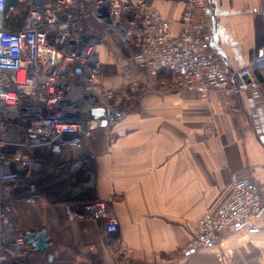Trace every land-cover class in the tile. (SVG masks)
Listing matches in <instances>:
<instances>
[{
    "label": "built area",
    "instance_id": "2783aa9c",
    "mask_svg": "<svg viewBox=\"0 0 264 264\" xmlns=\"http://www.w3.org/2000/svg\"><path fill=\"white\" fill-rule=\"evenodd\" d=\"M14 1L0 0V264H28L34 252L14 220L17 202L61 205L68 220L97 223L104 239L118 230L111 208L89 191L92 156L55 161L58 151L79 150L95 129L121 121L148 92L135 82L122 91L104 87L99 55L111 34L140 74L171 75L164 88L242 93L252 132L264 136V97L251 68L231 77L206 29L211 0H171L183 2L177 34L149 0ZM20 5L21 25L5 28ZM94 109L102 118L90 115ZM229 181L225 203L195 223L189 250L214 248L232 226L260 231L259 187L238 173Z\"/></svg>",
    "mask_w": 264,
    "mask_h": 264
},
{
    "label": "crops",
    "instance_id": "0c3cea01",
    "mask_svg": "<svg viewBox=\"0 0 264 264\" xmlns=\"http://www.w3.org/2000/svg\"><path fill=\"white\" fill-rule=\"evenodd\" d=\"M206 29L230 76L261 64L264 97V0H211ZM177 34L183 2L149 0ZM124 52V53H123ZM130 50L111 34L102 45L104 87L122 91L130 83L148 89L125 117L97 128L79 150H61L56 162L89 153L95 198L107 203L118 230L104 239L97 223L66 218L61 205L17 202L13 217L26 231L44 230L46 252L28 264H264V136L251 129L244 95L221 91H171V75L140 74ZM254 74V73H253ZM264 106V104H263ZM248 176L261 194L260 231L230 227L209 250H189L195 223L228 199L230 175Z\"/></svg>",
    "mask_w": 264,
    "mask_h": 264
},
{
    "label": "water",
    "instance_id": "95a60500",
    "mask_svg": "<svg viewBox=\"0 0 264 264\" xmlns=\"http://www.w3.org/2000/svg\"><path fill=\"white\" fill-rule=\"evenodd\" d=\"M90 115L92 117H95L96 115L99 116V118H102L103 116V110L97 109L95 111L91 110ZM101 127H104V122H101ZM48 237H46L45 231L44 230H39V231H27L24 233V241L25 243L29 244L35 253H45L46 252V247L48 245Z\"/></svg>",
    "mask_w": 264,
    "mask_h": 264
},
{
    "label": "rangeland",
    "instance_id": "374dc122",
    "mask_svg": "<svg viewBox=\"0 0 264 264\" xmlns=\"http://www.w3.org/2000/svg\"><path fill=\"white\" fill-rule=\"evenodd\" d=\"M13 14H14V18L13 19H17L18 17H23L24 18V16H25V14H26V6L25 5H20V6H17L16 8H15V11L12 13V17H13ZM5 28H7V27H5ZM8 29V28H7ZM11 30V29H10ZM124 53V52H123ZM253 76H254V78H255V80L258 82V80H257V77L253 74ZM258 85L260 86V84H259V82H258ZM225 93V92H224ZM225 94H227V93H225ZM229 94V93H228ZM231 94H234V93H231ZM235 95V94H234ZM133 107V106H132ZM53 157L50 159V163H52L53 162ZM93 190V187H92V189L90 188V190L89 191H92ZM111 264H128V261H127V259L125 258V257H120V258H118V259H116L114 262H112Z\"/></svg>",
    "mask_w": 264,
    "mask_h": 264
},
{
    "label": "trees",
    "instance_id": "16d2710c",
    "mask_svg": "<svg viewBox=\"0 0 264 264\" xmlns=\"http://www.w3.org/2000/svg\"><path fill=\"white\" fill-rule=\"evenodd\" d=\"M7 1V6L8 5H15V1L14 0H6ZM17 7V6H16ZM14 18V14L13 17L11 16L10 21L5 25L8 29H16L21 25V21L23 19V17H18L17 19H13ZM261 64L259 63V66L253 69V73L254 75L258 78L260 77V71L261 70Z\"/></svg>",
    "mask_w": 264,
    "mask_h": 264
}]
</instances>
